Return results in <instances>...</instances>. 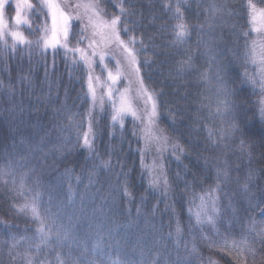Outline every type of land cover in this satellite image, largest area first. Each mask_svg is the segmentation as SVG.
Segmentation results:
<instances>
[{
  "label": "trees",
  "instance_id": "trees-1",
  "mask_svg": "<svg viewBox=\"0 0 264 264\" xmlns=\"http://www.w3.org/2000/svg\"><path fill=\"white\" fill-rule=\"evenodd\" d=\"M250 2L264 6V0ZM248 3L249 0H186L181 5V20L173 18L176 0H125V8L134 14L126 17L131 31L122 38L143 39L145 50L139 55L142 75L152 90L162 93L158 96V123L172 145L179 146L164 158L166 195L164 187L148 188L147 172L141 171L137 123L136 136L129 118L123 131L119 125L113 129L107 108L102 115L96 114L94 159L85 161L88 152L75 143V126L69 121L71 114L79 113V122L89 108L82 68L71 69L62 54L56 57L55 65L51 54L46 62L39 55L30 56L25 45H18L15 51L9 47L6 54H0V166L8 158L14 164L19 161V166L14 167L17 189L22 173L28 172L27 186L35 187L38 177L45 193L43 199L48 201L51 196L52 211H58L69 232L63 248L55 247L48 255L47 248L39 253L42 264H55L57 252H70L71 264H106L107 256L102 259L90 251L98 232L104 235L106 252H111L112 259L118 256L123 264H153L154 259L158 264H209V258L214 264H236L232 256L209 249L202 241V233L211 237V227H195L192 234L189 231L187 210L191 196L185 185L191 184L195 192L202 193L214 185L216 167H227L229 174L218 193L217 228L230 241H240L248 232V241L260 248L259 241L264 239L259 235L264 233V149L241 151L238 140H225L212 147L205 130L211 128L218 136L217 130L228 126L227 115L209 116L217 103L218 78L230 93L227 100L232 111L243 110L257 128L264 127L259 124V84L253 85L249 79H256V74L250 55L253 32ZM166 4L171 5L170 10ZM212 4L222 5V11L213 14L209 10ZM100 5L107 16L118 14L114 0H100ZM31 23L38 25L39 19ZM179 23L187 25L188 34L184 43L173 45L172 29ZM23 31L28 39L33 38L28 27ZM244 32H249L247 38ZM11 43L8 39L9 46ZM189 57L191 67L180 74V62ZM145 59L150 61L148 65L143 64ZM204 72L207 81L201 78ZM65 137L70 138L67 143ZM109 154L112 167L101 168L90 184L93 165L108 160ZM123 173L128 174L129 196L124 195ZM6 179L7 184L0 180V241L10 236L17 240L27 237L16 251L23 254L31 244L35 253L39 243L32 239L36 225L12 208L24 203V199L12 190L11 177ZM177 223L182 229L179 240ZM230 223L231 234L226 231ZM85 241L88 251L83 246ZM186 241L189 249L193 242L197 245L196 254L189 255ZM7 250V245L0 249L2 264H26L22 259L11 261Z\"/></svg>",
  "mask_w": 264,
  "mask_h": 264
},
{
  "label": "snow or ice",
  "instance_id": "snow-or-ice-1",
  "mask_svg": "<svg viewBox=\"0 0 264 264\" xmlns=\"http://www.w3.org/2000/svg\"><path fill=\"white\" fill-rule=\"evenodd\" d=\"M114 2L115 7L119 10L118 14L108 19L106 18L107 13L105 10L100 7V0H75V2L73 0H36V3H32L31 0H14V15L6 19V6L10 3V0H0V54H6L9 51V47L15 51L18 45H25L30 56L33 54L39 55L46 62L47 56L51 54L53 65H55L56 57L62 54L65 64L71 69L82 68L86 85L84 97L89 101V108L79 122L76 120V117L80 115L79 113L71 114L69 121L75 126V143L80 144L81 148L86 149L88 152L85 161L94 159L95 125L98 123L96 110L99 109L102 115L107 104L111 108L110 126L113 129L119 125L121 131H123L125 118L128 116L133 120V136L137 135L136 122H140L143 125L141 129L143 135L138 137V139L144 141V147L138 150L141 158V171L142 173L147 172L148 188L150 189H158L163 179L166 195L168 190L167 178L162 175V172L157 171L158 167L162 166H158L155 161L151 165L145 164L149 144H159L161 141L166 144L168 141L167 136L156 135L153 130L158 119V96L162 93L152 90L142 75L139 55L141 51L145 50L143 39H138L135 36H128L127 40L122 38V34L127 35L131 31L126 17L134 13L125 8V0H114ZM185 2L186 0H176L175 12L173 13L174 19L182 20L180 9ZM247 7L251 24H255L258 19L264 20V9L257 10L250 0ZM165 8L170 10L171 5L166 4ZM222 9V5L212 4L209 10L215 14L222 11ZM33 18L39 19L41 22L33 26L31 23ZM77 24L79 27H77ZM23 26L28 27L30 35L33 37L32 39H27L23 33L17 30ZM251 30L256 32L264 31V29H257L256 27ZM172 31L174 32L173 45L185 42L188 34L187 25L179 23L173 27ZM248 35L249 32L243 33L245 38ZM8 37H11V46L8 44ZM137 44L141 47L137 48ZM252 45L254 51L255 40L252 41ZM106 57L115 61L114 68L108 66ZM245 57H248L247 39ZM191 60L192 58L189 57L188 60L180 62V74H183L186 67H191ZM149 63L148 59L143 61L144 65ZM97 64L102 73H107L103 79L95 73ZM69 75L71 78V71ZM200 75L203 80L207 81L208 75L206 72ZM257 75L259 76L262 96L259 102V124L264 125V67L259 70ZM249 79L253 85L257 84L255 78L250 77ZM121 82L124 83L123 88L119 87ZM2 86V82H0V87ZM216 92L217 103L215 111L213 112L210 109L209 116L223 117L227 115L229 119L226 129L221 127L217 130L219 132L218 136L211 128L205 129L211 146L218 147L225 140H238L237 147L241 151H250L252 147L264 149V127L257 128L255 126L256 122L249 120L245 111H232L227 100L230 93L219 78ZM220 96L224 98L220 99ZM138 104H142L143 108L138 107ZM174 122L175 120L173 119ZM60 130L63 131V129ZM112 135L113 133L110 132L109 136L111 137ZM69 140V137H65L66 143ZM178 147V145L173 146V151L175 152ZM158 151H163V149H158ZM180 151L182 152L183 149H180ZM110 155L108 160H102L100 164L93 165V171L89 174L90 184L92 183V176L101 168L107 170L112 167ZM98 158V156L95 157V159ZM15 166H19V161L14 164L12 159L8 158L7 162L0 166V180L7 184L6 178L11 177L12 190L16 191L17 197L24 199V203L12 205V208L15 209L17 214H24L36 225L35 235L32 239L38 240L39 243L35 246V253H32V245L29 244L28 250L21 254L16 249L21 240H27L28 238L21 237V240H17L15 236H10L9 240L0 241V249L7 245V255L11 261L22 259L26 261V264H42L39 259V253L47 248L49 253H46V255H48L55 251V247L63 248L64 244L69 240V232L63 225L58 211H52L51 196L49 195L48 201L43 199L45 193L41 190L38 177L34 181L35 187L27 186L26 178L28 172H24L20 175L19 187L18 189L16 188ZM29 171H32V169ZM66 173L70 175L71 171L66 170ZM123 175L124 195L129 196L130 193L127 189L128 174L123 173ZM214 179V185L202 190V193L195 192L191 184L185 185L186 191L191 196L187 210L190 234H192L195 227H203L206 224L211 225V237L203 233L201 235L202 241L207 244L209 249H217L221 253H227L232 256L236 264H264V239H260V248H257L248 241V232L244 233L240 241L234 239L230 241L228 236L222 235L219 228H217L216 222L219 215L218 204L220 199L218 193L222 190V183L227 182L229 179L227 167H216ZM197 200L199 203H197ZM193 217L195 219L194 225L192 223ZM26 231L28 230L26 229ZM226 231L231 234V223ZM176 234L179 240L182 235L179 223H177ZM108 235L110 237L111 233ZM259 235L264 237V233ZM193 239H195V236H193ZM53 242H56L55 246H53ZM187 244L188 242L186 241L185 248L189 255L196 254L197 245L193 242L192 247L189 249ZM83 246L88 251L87 241L84 242ZM90 251L93 256H100L102 259L107 256L106 264H123V261L118 256L116 259H112L111 252H106L102 232L97 233V239ZM54 260L55 264H71V253L57 252ZM153 264H158V261L154 259ZM209 264H214L210 258Z\"/></svg>",
  "mask_w": 264,
  "mask_h": 264
},
{
  "label": "rangeland",
  "instance_id": "rangeland-1",
  "mask_svg": "<svg viewBox=\"0 0 264 264\" xmlns=\"http://www.w3.org/2000/svg\"><path fill=\"white\" fill-rule=\"evenodd\" d=\"M31 2L32 3H36V0H31ZM73 2H75V0H73ZM100 7L103 8L101 5H100ZM256 8H257V10L264 9V6H262V7L256 6ZM248 11H249V9H248ZM13 15H14V0H10V3L6 6V11H5L6 19L10 18ZM111 17L112 16H106V18H108V19H110ZM33 20H34V18L32 19V21ZM40 22L41 21L39 20V23ZM24 27H27V26L20 27L17 30L20 31L21 33H23V35L26 37V35L24 34V31H23ZM77 27H79L78 24H77ZM250 27H251V29L253 27H256L257 29H264V20L258 19L255 22V24H251L250 23ZM252 32H253L252 41L255 40L256 41V45H255V50L253 51V45H252V42H251V44H250V55H251V62L253 64V66H254V73L256 74V80H257V83L259 84V76L257 75V73L259 72V70L262 67H264V31H260V32L252 31ZM7 39H9L11 41V37H8ZM73 43H74V41H73ZM81 46L83 47V45H81ZM97 61H98V57H97ZM106 63H108V66L110 68H114L115 61H113L110 58L106 57ZM95 73L97 75H100L101 79H103L107 75L106 72H103V73L101 72V69L98 66V64L95 67ZM119 87L123 88L124 87V83L121 82ZM259 89H260V86H259ZM261 99H262V96H261L260 100ZM138 107L143 108V105L142 104H138ZM106 108L108 110H110V112H111V108H110L109 105L106 104ZM106 108H105V110H106ZM96 114H100L99 109L96 110ZM127 118L132 119L130 116H128V117L125 118V120ZM136 123L138 125L139 134L141 136V135H143V133L141 132V129H142L143 125L140 122H136ZM153 130L156 133V135L167 136V134L165 133L163 128L159 125L158 119H157V121H156V123L154 125V129ZM161 130H162V132H161ZM142 147H144V141L143 140H141V148ZM158 149H163V151H158ZM172 150H173V145H172V142L169 139V137H168V141H167L166 144L163 141H161L159 144H157V143L149 144L147 155H146V158H145V164L151 165L153 163V161H155V163L158 166H162V167H158L157 171L158 172H162V175L164 177H166L164 158H165L166 155H170ZM161 187H164L163 179L161 180V184H160L159 188H161ZM197 203H199L198 200H197ZM194 211H195V209H194ZM205 226L208 227V228L211 227V225H207V224Z\"/></svg>",
  "mask_w": 264,
  "mask_h": 264
}]
</instances>
